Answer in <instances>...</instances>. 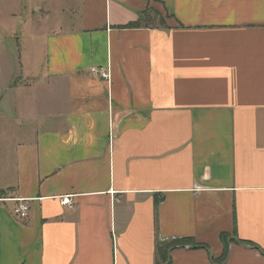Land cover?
<instances>
[{"label": "crops", "instance_id": "crops-1", "mask_svg": "<svg viewBox=\"0 0 264 264\" xmlns=\"http://www.w3.org/2000/svg\"><path fill=\"white\" fill-rule=\"evenodd\" d=\"M10 11L46 68L0 88V264H264V0Z\"/></svg>", "mask_w": 264, "mask_h": 264}, {"label": "rangeland", "instance_id": "rangeland-1", "mask_svg": "<svg viewBox=\"0 0 264 264\" xmlns=\"http://www.w3.org/2000/svg\"><path fill=\"white\" fill-rule=\"evenodd\" d=\"M26 13L28 12L0 13V88L2 93L9 96L5 102H9L10 96L14 94L8 93V89L25 83L22 74L27 69L42 73L46 68L42 52L32 38L37 27L31 24L22 27ZM148 14L156 23L165 20L164 13L161 12L160 16L155 9L148 10Z\"/></svg>", "mask_w": 264, "mask_h": 264}, {"label": "trees", "instance_id": "trees-1", "mask_svg": "<svg viewBox=\"0 0 264 264\" xmlns=\"http://www.w3.org/2000/svg\"><path fill=\"white\" fill-rule=\"evenodd\" d=\"M134 26V24L132 25ZM131 26V27H132ZM5 191L0 190V198L1 196L5 195ZM187 246H191V247H198L201 246L199 243H195V241L193 239H187V238H183L181 240H171L168 241L167 243L165 242H158V255L160 256V258L162 259L163 263H167L168 262V254L169 251L171 249L174 248H183V247H187ZM227 256V252L225 254V258Z\"/></svg>", "mask_w": 264, "mask_h": 264}, {"label": "built area", "instance_id": "built-area-1", "mask_svg": "<svg viewBox=\"0 0 264 264\" xmlns=\"http://www.w3.org/2000/svg\"><path fill=\"white\" fill-rule=\"evenodd\" d=\"M93 73H99V70H97L96 68H93L92 69ZM101 73V77L103 78H108V74L105 73L104 71L103 72H100ZM61 202L64 204V205H68V206H72L73 205V202H72V198L71 196H63L61 198ZM16 203H17V206H16V209H15V214L19 217V218H22V219H27L28 215H29V212H30V206L29 204L27 203L26 200L24 199H16Z\"/></svg>", "mask_w": 264, "mask_h": 264}, {"label": "water", "instance_id": "water-1", "mask_svg": "<svg viewBox=\"0 0 264 264\" xmlns=\"http://www.w3.org/2000/svg\"><path fill=\"white\" fill-rule=\"evenodd\" d=\"M171 252H172V250L169 251L167 264H169L171 262V259H170L171 258Z\"/></svg>", "mask_w": 264, "mask_h": 264}]
</instances>
